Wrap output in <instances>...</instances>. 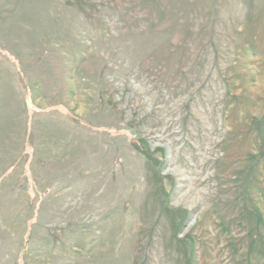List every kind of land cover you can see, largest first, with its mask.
Wrapping results in <instances>:
<instances>
[{"label": "rangeland", "instance_id": "rangeland-1", "mask_svg": "<svg viewBox=\"0 0 264 264\" xmlns=\"http://www.w3.org/2000/svg\"><path fill=\"white\" fill-rule=\"evenodd\" d=\"M0 264H264V0H0Z\"/></svg>", "mask_w": 264, "mask_h": 264}]
</instances>
